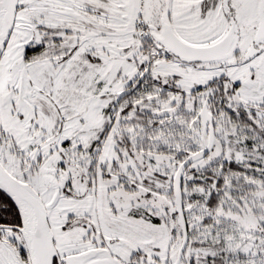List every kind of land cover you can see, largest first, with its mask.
Here are the masks:
<instances>
[{
	"label": "snow or ice",
	"instance_id": "6c2138e0",
	"mask_svg": "<svg viewBox=\"0 0 264 264\" xmlns=\"http://www.w3.org/2000/svg\"><path fill=\"white\" fill-rule=\"evenodd\" d=\"M0 264H264V0H0Z\"/></svg>",
	"mask_w": 264,
	"mask_h": 264
}]
</instances>
